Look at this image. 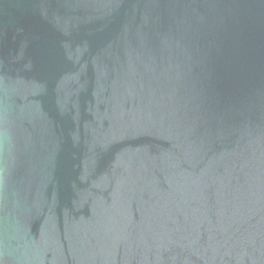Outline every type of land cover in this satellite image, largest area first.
<instances>
[{
    "label": "water",
    "instance_id": "1",
    "mask_svg": "<svg viewBox=\"0 0 264 264\" xmlns=\"http://www.w3.org/2000/svg\"><path fill=\"white\" fill-rule=\"evenodd\" d=\"M0 264H264V0H0Z\"/></svg>",
    "mask_w": 264,
    "mask_h": 264
}]
</instances>
